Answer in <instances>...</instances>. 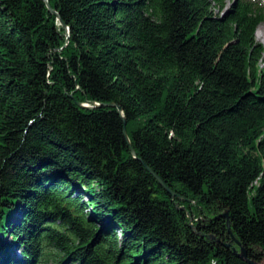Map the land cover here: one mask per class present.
Listing matches in <instances>:
<instances>
[{"label": "trees", "instance_id": "obj_1", "mask_svg": "<svg viewBox=\"0 0 264 264\" xmlns=\"http://www.w3.org/2000/svg\"><path fill=\"white\" fill-rule=\"evenodd\" d=\"M262 1L0 0V264L264 257Z\"/></svg>", "mask_w": 264, "mask_h": 264}, {"label": "water", "instance_id": "obj_2", "mask_svg": "<svg viewBox=\"0 0 264 264\" xmlns=\"http://www.w3.org/2000/svg\"><path fill=\"white\" fill-rule=\"evenodd\" d=\"M46 5H47V8H48V11H50L51 13H53L58 21H59V24L61 25V27L65 30L66 34H65V44L68 42V38H69V28L60 20L59 18V15L56 11L52 10L51 7L48 5L47 3V0H44ZM80 106L82 107H85V108H92V107H100V106H108V107H112V108H115L117 110L118 113H120L122 115V110L121 108L115 104V103H104V104H99L98 102H94V101H90V102H87V103H81L79 104ZM122 120L125 124V119L122 117ZM127 143L129 144V140L127 138V135H126V130L125 128L123 127V131H122ZM129 149H130V153L134 156V150L133 148L130 146L129 144ZM144 167L145 169L156 179V181L159 183V185L170 195V196H175V192L172 191L166 184L165 182L150 168L148 167L146 164H144ZM177 197H179L177 195ZM223 216H226V214H224ZM236 244L239 246V252H236V255L237 257H239L240 259L242 260H245L248 264H256L253 260H250V259H247L246 257V250L244 247H242L236 240H235Z\"/></svg>", "mask_w": 264, "mask_h": 264}, {"label": "rangeland", "instance_id": "obj_3", "mask_svg": "<svg viewBox=\"0 0 264 264\" xmlns=\"http://www.w3.org/2000/svg\"><path fill=\"white\" fill-rule=\"evenodd\" d=\"M264 2V1H263ZM264 4V3H263ZM231 6V2H226V8H229ZM258 33V34H257ZM257 40L262 43L264 47V23L260 24L257 28L256 32ZM263 66V65H262ZM10 236H7L6 240H9ZM229 246H231L236 252H239V246L236 244V242H228ZM18 256V254H16ZM253 260V259H252ZM256 264H264V257H262L259 261L253 260ZM47 264H50L47 262Z\"/></svg>", "mask_w": 264, "mask_h": 264}, {"label": "bare ground", "instance_id": "obj_4", "mask_svg": "<svg viewBox=\"0 0 264 264\" xmlns=\"http://www.w3.org/2000/svg\"><path fill=\"white\" fill-rule=\"evenodd\" d=\"M256 32H257V30H256ZM258 34V33H257ZM257 38V37H256Z\"/></svg>", "mask_w": 264, "mask_h": 264}]
</instances>
